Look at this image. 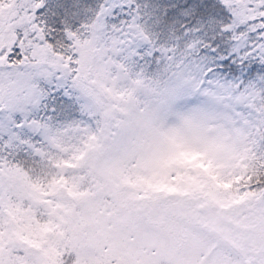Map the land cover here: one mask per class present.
<instances>
[{
    "label": "snow or ice",
    "instance_id": "1",
    "mask_svg": "<svg viewBox=\"0 0 264 264\" xmlns=\"http://www.w3.org/2000/svg\"><path fill=\"white\" fill-rule=\"evenodd\" d=\"M0 264H264V0H0Z\"/></svg>",
    "mask_w": 264,
    "mask_h": 264
}]
</instances>
